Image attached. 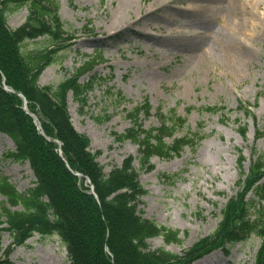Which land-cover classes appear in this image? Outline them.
<instances>
[{
  "label": "rangeland",
  "instance_id": "obj_1",
  "mask_svg": "<svg viewBox=\"0 0 264 264\" xmlns=\"http://www.w3.org/2000/svg\"><path fill=\"white\" fill-rule=\"evenodd\" d=\"M229 1L59 0L61 20L76 39L74 46L43 71L39 84L57 86L71 77L86 56L102 52L107 62L94 72L105 81L88 94L86 107H81L72 93L68 106L75 127L91 139L92 151H101L98 161L105 172L129 156H139L137 144L118 143L114 134L133 126L129 113L147 100L152 109L149 116L141 114L145 129L159 127L160 115L169 118L176 110L178 116L187 119L176 131L177 137L197 132L205 136L196 148L186 147L180 157H153L152 170L141 169L138 159L134 162L147 190L140 201V213L178 230L182 238L180 244L170 246L161 237L150 239L153 249L167 247L181 254L212 234L221 220V210L239 190L240 156L245 157L243 178L250 161L258 155L254 153L264 155V135L257 136L259 127L264 134V24L259 28L251 25L245 32L246 37L253 38L241 53L243 61L203 52L211 33L226 32L221 18L227 17ZM147 10L155 12L144 16ZM28 13V7L10 11L8 26L20 27ZM49 45L47 39L40 38L23 44L22 51L30 54ZM89 77L84 76L81 82ZM111 86L113 90L108 93ZM117 92L126 100L121 101ZM241 103L250 107L257 121L240 110ZM208 106L225 109L211 113L203 109ZM106 115L111 116L110 121H105ZM246 125L248 131L243 136L240 128ZM14 149V142L0 134V173L25 192L35 186L36 178L28 163L6 158ZM177 173L173 184L164 177ZM11 242L5 233L3 247ZM261 242L252 235L228 253L217 250L193 264H254ZM0 264L70 261L58 236L36 234L9 258H0Z\"/></svg>",
  "mask_w": 264,
  "mask_h": 264
},
{
  "label": "trees",
  "instance_id": "obj_2",
  "mask_svg": "<svg viewBox=\"0 0 264 264\" xmlns=\"http://www.w3.org/2000/svg\"><path fill=\"white\" fill-rule=\"evenodd\" d=\"M23 7L29 9L26 22L15 30L10 29L9 12ZM58 10L59 0H0V133L16 145L6 158L29 162L37 179L35 187L20 192L0 173V252L4 232H9L16 245L39 233L57 235L67 249L71 264H192L217 248L227 250L255 234L262 244L254 264H264V207L259 204L264 201V184H258L264 177L262 155L252 163L245 181L240 177L237 183L240 191L222 209L221 221L213 234L183 255L164 248L151 249L147 239L157 236H162L168 244L180 243L179 231L140 215V197L146 191L133 166V158L105 173L97 161L101 152L91 151L90 139L75 129L68 110L70 91L84 107L88 93L103 83L97 74L91 75L87 82H80L81 77L104 63L103 55L86 56L71 78L56 88L38 84L45 67L73 39L66 36ZM41 36L48 38L52 48L24 54L22 45ZM3 78L14 92L4 89ZM19 94L27 100L29 112L37 116L43 133L23 109L24 101ZM118 98L125 101L121 93ZM151 107L148 101L136 107L130 114L135 126L125 134H116L119 142L130 139L140 145L142 166L148 165L154 155L179 156L186 146L194 148L204 138L197 133L168 143L166 138L174 137L176 130L187 122L175 111L168 119L163 116L159 128L143 129L139 115L142 111L149 114ZM240 107L246 115H252ZM205 109L219 110L218 107ZM240 131L246 136L248 127L243 126ZM244 161L245 157L240 156L241 175ZM87 179L97 196L85 184ZM251 191L258 202L247 199Z\"/></svg>",
  "mask_w": 264,
  "mask_h": 264
},
{
  "label": "bare ground",
  "instance_id": "obj_3",
  "mask_svg": "<svg viewBox=\"0 0 264 264\" xmlns=\"http://www.w3.org/2000/svg\"><path fill=\"white\" fill-rule=\"evenodd\" d=\"M228 8L230 9L227 11V17L221 18L222 24L226 26V32L217 35L211 33L203 52H211L213 55L240 62L244 60L241 53L249 46L250 39L253 38V36L250 39L246 37L245 32L251 25L259 28V25L264 24V13H260V10L264 11V3L255 0H230ZM153 12L155 11L147 10L144 16L151 15Z\"/></svg>",
  "mask_w": 264,
  "mask_h": 264
}]
</instances>
